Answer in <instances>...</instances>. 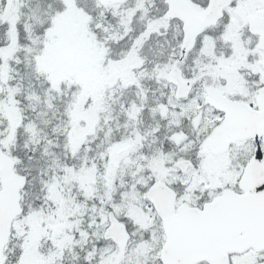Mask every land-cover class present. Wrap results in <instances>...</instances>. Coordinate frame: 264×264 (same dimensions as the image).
Masks as SVG:
<instances>
[{
	"label": "snow or ice",
	"instance_id": "6c2138e0",
	"mask_svg": "<svg viewBox=\"0 0 264 264\" xmlns=\"http://www.w3.org/2000/svg\"><path fill=\"white\" fill-rule=\"evenodd\" d=\"M0 264H264V0H0Z\"/></svg>",
	"mask_w": 264,
	"mask_h": 264
}]
</instances>
